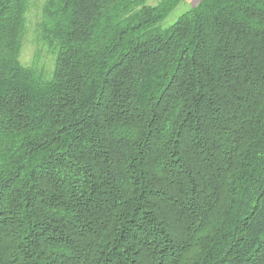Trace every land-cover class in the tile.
Masks as SVG:
<instances>
[{"label":"trees","instance_id":"trees-1","mask_svg":"<svg viewBox=\"0 0 264 264\" xmlns=\"http://www.w3.org/2000/svg\"><path fill=\"white\" fill-rule=\"evenodd\" d=\"M44 0L52 69L0 0V264H264V0Z\"/></svg>","mask_w":264,"mask_h":264},{"label":"rangeland","instance_id":"rangeland-1","mask_svg":"<svg viewBox=\"0 0 264 264\" xmlns=\"http://www.w3.org/2000/svg\"><path fill=\"white\" fill-rule=\"evenodd\" d=\"M156 1L157 0H149L151 3H155ZM199 1L200 0H182L162 22L163 25H168L173 22L180 13L196 5ZM43 2L44 0H29V7L26 15V32L19 60L23 65H35L49 71L53 66V57L38 38L36 29L37 23L41 18Z\"/></svg>","mask_w":264,"mask_h":264}]
</instances>
